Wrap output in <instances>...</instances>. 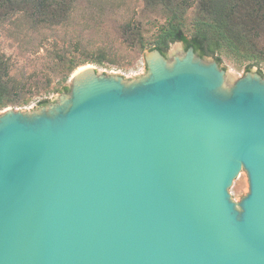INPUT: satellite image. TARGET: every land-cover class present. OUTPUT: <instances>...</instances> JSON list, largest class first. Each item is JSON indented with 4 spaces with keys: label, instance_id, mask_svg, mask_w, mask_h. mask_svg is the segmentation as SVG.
I'll use <instances>...</instances> for the list:
<instances>
[{
    "label": "water",
    "instance_id": "obj_1",
    "mask_svg": "<svg viewBox=\"0 0 264 264\" xmlns=\"http://www.w3.org/2000/svg\"><path fill=\"white\" fill-rule=\"evenodd\" d=\"M144 61L0 115V264H264L263 76L193 47Z\"/></svg>",
    "mask_w": 264,
    "mask_h": 264
},
{
    "label": "rangeland",
    "instance_id": "obj_2",
    "mask_svg": "<svg viewBox=\"0 0 264 264\" xmlns=\"http://www.w3.org/2000/svg\"><path fill=\"white\" fill-rule=\"evenodd\" d=\"M72 10L67 21L52 28L35 26L21 17L14 24L16 16L0 23V56L9 63L10 76L13 77L11 84L18 91L13 99L26 102L2 108L0 115L6 110L35 111L43 99L48 103L55 102L62 94L52 93L47 97L41 94L47 78L52 81V87L57 81V66L46 54L50 41L76 48L82 53L77 58L102 61V65L86 64L79 70L91 66L99 73L125 78L138 76L146 69L144 53L153 48L157 29L165 21L160 11L146 10L143 0H74ZM194 10L193 6L187 14V38L190 37ZM182 50L181 43L173 42L169 44L165 56H173ZM220 56L219 64L224 69L236 77L243 76L244 67L223 54ZM259 70L264 78V64L252 67L250 71ZM68 81L65 84L67 87ZM248 189L247 175L242 170L229 188V194L233 201L239 202Z\"/></svg>",
    "mask_w": 264,
    "mask_h": 264
},
{
    "label": "trees",
    "instance_id": "obj_3",
    "mask_svg": "<svg viewBox=\"0 0 264 264\" xmlns=\"http://www.w3.org/2000/svg\"><path fill=\"white\" fill-rule=\"evenodd\" d=\"M148 11H160L165 21L157 29L153 48L163 55L173 42H179L184 50L193 47L200 57L212 56L221 63V56L230 58L245 72L264 64V0H143ZM74 0H0V23L16 16L31 21L35 26L48 28L62 25L72 13ZM190 37L185 27L188 11L193 8ZM19 26L17 25V28ZM46 54L57 66V81L47 78L42 85L45 97L54 93H67L65 85L81 66L102 61L77 58L82 55L76 48L60 46L50 41ZM262 75L261 71H258ZM10 76L9 63L0 56V109L9 105H23L15 100L18 93ZM43 99L39 105L47 104Z\"/></svg>",
    "mask_w": 264,
    "mask_h": 264
},
{
    "label": "bare ground",
    "instance_id": "obj_4",
    "mask_svg": "<svg viewBox=\"0 0 264 264\" xmlns=\"http://www.w3.org/2000/svg\"><path fill=\"white\" fill-rule=\"evenodd\" d=\"M82 70V69H81Z\"/></svg>",
    "mask_w": 264,
    "mask_h": 264
}]
</instances>
